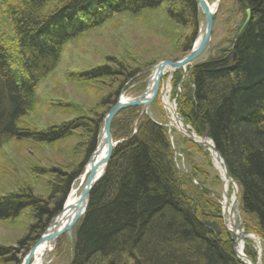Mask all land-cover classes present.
<instances>
[{"label":"trees","instance_id":"obj_1","mask_svg":"<svg viewBox=\"0 0 264 264\" xmlns=\"http://www.w3.org/2000/svg\"><path fill=\"white\" fill-rule=\"evenodd\" d=\"M241 1L250 18L238 26L230 53L187 67L175 102L184 124L198 137L206 134L224 161L237 186L242 227L259 238L264 264V0ZM0 2L16 36L9 47L0 39V145L9 138L50 144L83 127L74 121L28 132L18 121L33 99L35 82L53 68L64 43L107 17L161 4V0ZM197 11L196 0H169L167 8L170 19L193 29ZM137 73L123 76L119 88ZM113 75L105 66L83 74L88 80ZM181 77V70L174 72V87ZM139 112L138 107L127 108L112 121L113 142L123 141L115 143L105 174L91 189L87 210L73 229L68 264H244L234 252V235L225 227L220 195L193 186V171L179 173L169 129L147 116L138 119ZM103 117L89 121V153L99 141ZM75 177L65 182L63 198L52 209L30 189L0 196V221L31 209L34 218H42L43 231L60 211ZM216 181L220 182L218 175ZM18 245L24 247L25 240ZM16 252L0 246V261H13ZM243 254L256 263L252 242L246 241Z\"/></svg>","mask_w":264,"mask_h":264},{"label":"rangeland","instance_id":"obj_2","mask_svg":"<svg viewBox=\"0 0 264 264\" xmlns=\"http://www.w3.org/2000/svg\"><path fill=\"white\" fill-rule=\"evenodd\" d=\"M207 2L213 5L216 0ZM238 2L220 0L213 20L209 47L195 62L230 53L238 26L244 19ZM168 7L169 0H161L157 8L133 14L112 15L100 25L90 26L63 44L53 68L35 82L33 99L27 104L28 108L18 124L21 130L28 132L47 131L74 121L84 125L73 130L67 137L50 144L38 143L31 138H9L1 144L0 196L30 189L35 197L52 209L63 198L62 190L69 177L76 176L69 191L79 188L84 168L91 155L88 152L89 121L105 115L120 96L132 99L141 95L148 85L147 80L153 66L164 60L173 62L182 58L201 34L203 17L199 8L196 27L193 29L170 19L167 14ZM15 38L14 28L0 2V39L9 47L14 44ZM188 45L189 48L185 51ZM103 66L110 68L116 75L95 80H88L83 76L84 73ZM133 70L138 73L119 88L122 77ZM176 71L165 73L161 91L146 111L138 107V119L147 116L154 123H160L169 129V142L179 173L191 175L193 171L195 175L191 184L199 190L197 185L220 195L221 204L223 182L216 181L219 173L212 164L209 152L203 147L202 151L195 148L186 136L169 126L171 122L163 107L162 96L168 90L169 103H176L178 85L173 86V74ZM118 88L119 93L115 95ZM135 132L133 129L132 135ZM204 137L207 135L200 138ZM122 141L117 140L114 143ZM206 152L207 156L204 155ZM231 194L230 189L229 198ZM236 208L239 211L238 205ZM239 216L241 219L240 212ZM43 223L42 218H34L31 209L22 211L13 220L0 221V246L17 250L12 254L13 261H0V264H21L29 248L41 235L40 226ZM21 239L25 240L22 248L18 245ZM72 239L69 240L66 235L61 236L53 251L48 254L45 264H68L72 256ZM246 241L253 243L257 254L256 263L262 264L258 246L251 240Z\"/></svg>","mask_w":264,"mask_h":264},{"label":"water","instance_id":"obj_3","mask_svg":"<svg viewBox=\"0 0 264 264\" xmlns=\"http://www.w3.org/2000/svg\"><path fill=\"white\" fill-rule=\"evenodd\" d=\"M241 1V0H238ZM197 6L202 14V30L201 34L198 38V43L196 45H193V47L180 59L176 61H161L156 66H153L151 76L147 80V87L145 91L132 99H124L122 96L116 99L115 103L112 105V107L107 111V113L104 115L102 120V128L100 132V138L99 141L94 149V151L91 153V155L88 158L89 163V171L87 174V177L84 181L83 187L80 191L79 197L77 199V202L71 206L72 209V215L68 217V221L61 227H59V224L56 223V220L60 218L62 211L65 209V206L62 205L60 211L49 221L47 227L42 231L41 235L38 237L37 241L29 248L27 254L25 255L23 261L21 264H30L31 259L34 255L35 248L42 243L49 242L55 247L57 240L63 236L66 235V237L71 240L72 239V232L73 229L76 227L77 222L84 216L88 204H89V196L90 191L93 188V186L103 177L105 174V171L107 169L108 163L111 159L112 151L115 146V143L113 142L112 135H111V124L113 119L117 116V114L127 108L131 107H141L144 111L147 110L148 106L155 100V98L160 93L161 84L163 82V78L165 75V72L167 70L176 71L181 70L182 71V77L178 84V86H181L185 79V72L186 68L191 66L209 47L210 43V37L212 32V26H213V20L217 11V8L219 6L220 0H216L215 6L209 5L207 0H196ZM242 5L244 6V21L242 24V27L246 25V23L249 21L250 18V10L247 7L246 3L241 1ZM214 6V7H213ZM232 59L235 58V55H231ZM179 91V90H178ZM174 118L177 119L182 127L185 130V135L192 143L196 144L197 146L207 148V144L205 141H198L196 142L193 139L194 137H197L199 139H208L210 143V147L214 153L216 154L217 158L220 160L221 165L224 170V177L230 182L231 184V190H232V198L230 207L236 214V229L241 233L239 236V239H243L244 241V235L251 236L253 241L258 246V252H261V243L257 236H255L252 233L245 232L242 227V222L239 216V211L237 210L238 205V198H237V187L235 183L229 178L226 167L224 164V161L222 160L220 154L215 150L212 141L207 138H200L196 136L190 129L189 126L185 125L183 120L178 116L177 114V103H174ZM104 151V156L98 160L93 162L92 159L94 156L98 155ZM101 170V171H100ZM227 197L223 190L222 200H224ZM222 218L225 223L224 218V212L222 210ZM225 227L228 231H230L226 224ZM232 232V231H230ZM233 233V232H232ZM234 234V233H233ZM236 237L234 240L235 246H234V252L238 256V258L244 263V264H258V263H252L244 254L243 249L245 242L243 243L241 247V251H237L238 246V238Z\"/></svg>","mask_w":264,"mask_h":264},{"label":"bare ground","instance_id":"obj_4","mask_svg":"<svg viewBox=\"0 0 264 264\" xmlns=\"http://www.w3.org/2000/svg\"><path fill=\"white\" fill-rule=\"evenodd\" d=\"M214 6H215V3H214ZM197 43H198V39H196L194 45H196ZM167 72H173V71L167 70L165 73H167ZM122 98H124V97L122 96ZM124 99H126V98H124ZM162 104H163V107L165 108V110L167 111L170 122H171L169 126L185 135V130L182 127L181 123L177 119L174 118V105L169 103V101H168V90H165L163 92ZM193 139L196 142H198V141H200V142L205 141L206 142L207 148H205V149H207V151L209 152L211 159H212V164H213L214 168L218 171L219 177H220L221 181L223 182V190H224L225 194L227 195V197L224 200H222V202H221V206H222V210L224 212V218H225V222H226L225 224H226L227 228L237 236V238H238L237 251L240 252L243 243L246 240H251L252 237L244 235V241H243V239H241V240L239 239V236L241 235V233L236 229V225H237L236 217L237 216H236L235 212L230 207L232 194H231L230 198L228 196L229 190L231 189V184L224 177V170H223V167L221 165L220 160L217 158L214 151L211 148H209L210 147L209 140L206 138L205 139H199V138L194 137V136H193ZM103 156H104V151H102L98 155L94 156L92 161L93 162L98 161ZM88 171H89V163H87L85 168H84V172H83L82 177H81V182H80L79 188L70 189L69 193L67 194V197L63 203V206H65V209L62 211L60 218H58L56 220V223L59 224V227L63 226L68 221V217L72 215L71 206H73L77 202L80 191H81L83 184H84V181L87 177ZM52 251H53V245L51 243L45 242V243L39 244L35 248L34 255L31 259L30 264H45V261H46L48 254Z\"/></svg>","mask_w":264,"mask_h":264}]
</instances>
